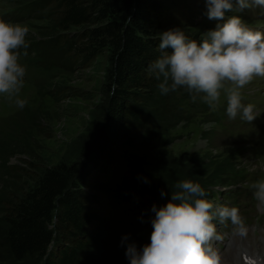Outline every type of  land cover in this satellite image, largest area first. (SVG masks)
<instances>
[{
	"label": "trees",
	"instance_id": "trees-1",
	"mask_svg": "<svg viewBox=\"0 0 264 264\" xmlns=\"http://www.w3.org/2000/svg\"><path fill=\"white\" fill-rule=\"evenodd\" d=\"M188 5L185 16L192 10L207 12L199 2L190 0ZM174 11L160 0H35L19 11L21 19L36 15L47 21L43 37L26 39L29 46L20 53L28 54L44 70L72 68L83 61L89 64L110 49L111 93L103 122L75 163L52 165L35 160L29 168L10 164L7 149L31 148V142L13 133L0 140L4 146L0 147V223L5 228L0 236V264L25 260L102 264L110 242L118 253L132 243V236L126 235L128 240L122 244L125 235L120 231L132 209L138 210L134 219L140 226L152 228L148 222L155 215L153 205H166L172 194L157 169H188L190 165H183L164 148L151 169L139 152L142 141L168 135L180 123L184 100L191 98L186 92L177 97L181 88L162 95L158 81L148 72L149 64L160 55L157 27L164 16L169 17L166 13ZM224 110L217 111L214 121L225 117ZM240 167L230 153L212 155L194 165L192 174L205 178L203 187L210 194L215 188L237 184Z\"/></svg>",
	"mask_w": 264,
	"mask_h": 264
},
{
	"label": "rangeland",
	"instance_id": "rangeland-1",
	"mask_svg": "<svg viewBox=\"0 0 264 264\" xmlns=\"http://www.w3.org/2000/svg\"><path fill=\"white\" fill-rule=\"evenodd\" d=\"M34 1L0 0V19L29 27L26 39L43 37V26L47 24V21L39 19L36 15H27L23 19L18 17L19 11ZM160 1L171 4L177 11L165 14H169V17L162 18L161 25L157 27V37L158 33L170 28H180L190 38L199 40L203 32L215 27L212 23H218L216 20L208 19L207 15L204 21L194 23L192 18L198 12L194 10L185 16L190 0H182V3L177 0ZM192 1L207 7L204 0ZM230 14L241 15L248 27L264 32V13L259 11V7ZM186 20L192 22L190 25L183 26L181 22ZM19 51L21 53L22 48ZM111 57L112 51L106 49L89 64L83 61L72 68L56 67L52 70H44L31 62L28 54H20V62L26 67V76L19 98L25 100L26 104L21 109L17 107L14 100L10 101L0 94V140H5L6 134L13 133L20 140H29L31 148L15 151L7 149L11 152L10 164L29 168L30 162L35 160L52 165L59 162L72 164L80 160L84 144L103 122L104 111L111 93L109 88ZM181 92L179 91L177 97H184L183 92L188 93L183 88ZM242 96V102L255 105V111L259 114L251 123L242 120L240 116L230 119L223 96L215 110L199 97L195 102L192 98H187L183 105L184 117L168 135L161 134L153 137L150 142H141L139 152L145 162H148L146 163L148 168H155L153 166L155 159L161 156L164 148L181 160L183 165L186 162L190 164L188 169L182 167L157 169L161 170V177L169 192L175 191V184L185 179L199 182L203 187L205 178L199 179L193 175L192 173L195 172L193 166L208 161L212 155L219 157L230 153L243 169L241 180L237 184L217 188L231 190L226 193L217 191L214 203L235 206L239 208L240 213H243L245 204L241 197L250 203L253 195L249 185L264 176V77H255L242 89ZM224 108L225 117H221L218 122L214 121L215 116L219 117L217 111ZM169 138L173 140L170 142ZM0 147L4 146L0 145ZM1 183L0 174V186ZM136 212H138L137 209H132L125 216L127 221L120 231L125 236H132V243L142 249L145 244L150 243L151 233L143 228L145 226L143 223L140 226L138 219H134ZM259 216L264 221V213L259 212ZM151 222L149 220L148 223ZM4 230V226L0 223L1 237ZM249 239L253 246L264 254V244H261L260 240L257 242L255 236ZM113 244V241L109 243L108 253L102 256V264H130L125 254L127 247L118 253ZM12 264L32 263L25 260Z\"/></svg>",
	"mask_w": 264,
	"mask_h": 264
},
{
	"label": "clouds",
	"instance_id": "clouds-1",
	"mask_svg": "<svg viewBox=\"0 0 264 264\" xmlns=\"http://www.w3.org/2000/svg\"><path fill=\"white\" fill-rule=\"evenodd\" d=\"M207 16L218 23L203 32L199 40L183 29L158 33L160 55L148 66L167 95L183 88L193 102L199 97L213 110L226 101L230 119L237 116L253 122L259 114L252 103H243L242 89L255 77H264V32L253 30L239 14L246 9L264 8V0H204ZM29 27L0 19V94L14 100L19 108L26 67L20 62V49L29 45ZM26 54V53H25ZM166 205L152 211L150 243L137 248L129 243L130 264H224L221 249L232 253L234 264H264V254L249 239L250 227L239 208L216 205L199 182L185 179L175 184ZM250 189L257 206L264 210V176ZM166 193L162 192V196ZM230 231H224L229 228ZM128 240L125 236L122 244Z\"/></svg>",
	"mask_w": 264,
	"mask_h": 264
},
{
	"label": "snow or ice",
	"instance_id": "snow-or-ice-1",
	"mask_svg": "<svg viewBox=\"0 0 264 264\" xmlns=\"http://www.w3.org/2000/svg\"><path fill=\"white\" fill-rule=\"evenodd\" d=\"M253 264H255V262H253Z\"/></svg>",
	"mask_w": 264,
	"mask_h": 264
}]
</instances>
